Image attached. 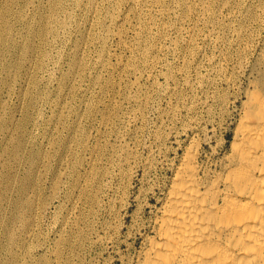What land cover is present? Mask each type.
Wrapping results in <instances>:
<instances>
[{"label":"rangeland","instance_id":"1","mask_svg":"<svg viewBox=\"0 0 264 264\" xmlns=\"http://www.w3.org/2000/svg\"><path fill=\"white\" fill-rule=\"evenodd\" d=\"M259 1L0 0V264H136L191 139L221 157L264 90Z\"/></svg>","mask_w":264,"mask_h":264},{"label":"bare ground","instance_id":"2","mask_svg":"<svg viewBox=\"0 0 264 264\" xmlns=\"http://www.w3.org/2000/svg\"><path fill=\"white\" fill-rule=\"evenodd\" d=\"M243 99L233 138L221 157H213L214 148L202 160L203 145L196 138L186 146L136 264H264V90L246 89Z\"/></svg>","mask_w":264,"mask_h":264}]
</instances>
